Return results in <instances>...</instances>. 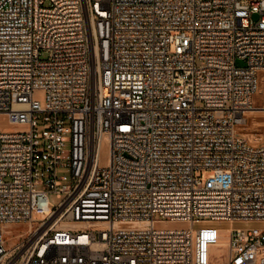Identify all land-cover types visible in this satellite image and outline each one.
<instances>
[{
  "label": "built area",
  "instance_id": "obj_1",
  "mask_svg": "<svg viewBox=\"0 0 264 264\" xmlns=\"http://www.w3.org/2000/svg\"><path fill=\"white\" fill-rule=\"evenodd\" d=\"M261 71L264 0H0V264H264Z\"/></svg>",
  "mask_w": 264,
  "mask_h": 264
},
{
  "label": "rangeland",
  "instance_id": "obj_2",
  "mask_svg": "<svg viewBox=\"0 0 264 264\" xmlns=\"http://www.w3.org/2000/svg\"><path fill=\"white\" fill-rule=\"evenodd\" d=\"M44 57H42L43 59ZM238 64H241L238 62ZM35 96L38 98H41L40 93H35ZM252 106L256 108H261L264 104V71L257 73V86L256 91L252 96L251 100ZM243 118L245 120L244 124L236 125L234 127V136L236 137H242L246 138L248 143L252 146H260L264 145V113L262 112H248L243 115ZM58 175L66 176L67 180L64 181V184H69L70 179V172L67 168H61L58 170ZM65 195H61V198H57L55 194H51L49 197V201L51 203V206H57L58 203L64 199ZM44 219L43 215H34L33 220H41ZM256 225L255 223H248L245 224L243 222H237V223H219V224H213V226H216L219 229L225 230L228 228H250ZM170 228H182L183 225H169ZM197 227H200L197 225ZM28 228V225H14L9 227L8 229L13 233V235L20 234L26 232ZM8 244L11 243L10 238L7 240Z\"/></svg>",
  "mask_w": 264,
  "mask_h": 264
},
{
  "label": "bare ground",
  "instance_id": "obj_3",
  "mask_svg": "<svg viewBox=\"0 0 264 264\" xmlns=\"http://www.w3.org/2000/svg\"><path fill=\"white\" fill-rule=\"evenodd\" d=\"M34 222H30V223H28V228H27V230H26V232H24V233H20L19 235H24V234H26V233H28L29 231H32V224H33ZM42 229V228H41ZM40 229V230H41ZM13 232V231H12ZM19 235L18 236H16L15 238H13L12 240H11V243H15L16 241H17V238L19 237Z\"/></svg>",
  "mask_w": 264,
  "mask_h": 264
},
{
  "label": "crops",
  "instance_id": "obj_4",
  "mask_svg": "<svg viewBox=\"0 0 264 264\" xmlns=\"http://www.w3.org/2000/svg\"><path fill=\"white\" fill-rule=\"evenodd\" d=\"M254 224V223H253ZM259 227H264V223H255Z\"/></svg>",
  "mask_w": 264,
  "mask_h": 264
}]
</instances>
